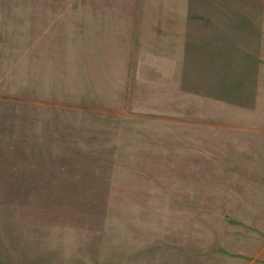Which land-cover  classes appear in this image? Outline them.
Here are the masks:
<instances>
[{
    "label": "rangeland",
    "instance_id": "374dc122",
    "mask_svg": "<svg viewBox=\"0 0 264 264\" xmlns=\"http://www.w3.org/2000/svg\"><path fill=\"white\" fill-rule=\"evenodd\" d=\"M257 31L264 0H0V264H264V150L186 126L243 114L230 33ZM207 48L224 86L187 96Z\"/></svg>",
    "mask_w": 264,
    "mask_h": 264
},
{
    "label": "crops",
    "instance_id": "0c3cea01",
    "mask_svg": "<svg viewBox=\"0 0 264 264\" xmlns=\"http://www.w3.org/2000/svg\"><path fill=\"white\" fill-rule=\"evenodd\" d=\"M236 34V35H235ZM232 42L228 45V61H229V87H228V104L236 107L237 103L243 104V114L233 115L232 111L215 112L206 111L196 114L197 120L192 124H186L187 129H195L197 131L196 151L205 153H230V152H248L254 153L258 149L264 150V144L257 146L254 136H264V32H245V33H230ZM229 35V36H230ZM214 35H199L196 39L206 40ZM210 52L201 53V49H196L194 52V61L188 64L184 59L180 65L181 84H185V79L191 85H194L196 91L191 93L186 90L187 96L196 95L201 87L210 89L219 86L220 89L224 86L225 78H217L213 81L210 77L212 70L211 63L214 58L213 49L207 48ZM184 89V88H183ZM9 96V95H8ZM186 103L190 102L191 97L186 98ZM194 100V99H191ZM233 100V101H232ZM199 103L198 100L195 101ZM224 105V103L219 102ZM227 103V102H225ZM7 104H10L8 97ZM6 120V93L0 90V135L1 129L5 128ZM215 121V122H212ZM220 121V124L216 122ZM220 128L221 132L216 133ZM225 129V133L223 134ZM204 132L203 137H200L201 132ZM263 133V134H262ZM219 134V135H217ZM224 135V136H223ZM201 139V140H200ZM216 157V156H215ZM219 160H222L218 156ZM225 160L228 157L224 158ZM214 160V159H212ZM215 166H227L226 164ZM231 165H228V167ZM235 166V165H234ZM248 180V181H246ZM255 179H245L244 182L254 183ZM259 183V182H257ZM263 222V220H261Z\"/></svg>",
    "mask_w": 264,
    "mask_h": 264
}]
</instances>
